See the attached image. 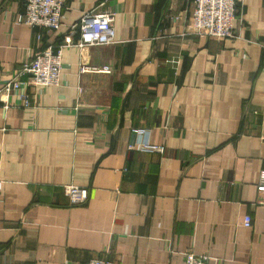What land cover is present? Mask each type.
I'll use <instances>...</instances> for the list:
<instances>
[{
    "label": "crops",
    "instance_id": "obj_1",
    "mask_svg": "<svg viewBox=\"0 0 264 264\" xmlns=\"http://www.w3.org/2000/svg\"><path fill=\"white\" fill-rule=\"evenodd\" d=\"M65 5L53 33L0 0V86L91 10H113L116 30L66 48L60 86L0 99V264H264V0H244L225 39L190 33L192 0Z\"/></svg>",
    "mask_w": 264,
    "mask_h": 264
},
{
    "label": "built area",
    "instance_id": "obj_2",
    "mask_svg": "<svg viewBox=\"0 0 264 264\" xmlns=\"http://www.w3.org/2000/svg\"><path fill=\"white\" fill-rule=\"evenodd\" d=\"M190 33L203 38H237L234 28L236 18L243 8L244 0H192ZM65 0H24V10L17 23L28 25L32 29L58 32L62 26ZM113 10H91L84 14L80 22L72 26L65 38L58 44L49 45L39 52H32L20 71L0 86V99L5 108H9L10 97L17 96L28 105L27 88L60 86L63 80V54L66 48L77 46L81 49L91 46H103L116 43ZM79 38L75 41L74 36ZM37 39H41L38 34ZM80 73L87 71L110 72L109 67L91 68L84 64ZM5 97L6 99H2ZM142 150L163 154L165 148L157 144H144ZM258 191L264 193V171L260 175ZM64 191L75 205L88 200V188L74 184L65 185ZM207 255L190 252L186 255V264H211ZM87 264H115L110 259H93Z\"/></svg>",
    "mask_w": 264,
    "mask_h": 264
}]
</instances>
